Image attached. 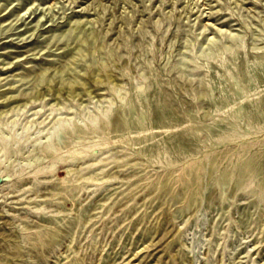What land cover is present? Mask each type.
Wrapping results in <instances>:
<instances>
[{
    "label": "rangeland",
    "instance_id": "374dc122",
    "mask_svg": "<svg viewBox=\"0 0 264 264\" xmlns=\"http://www.w3.org/2000/svg\"><path fill=\"white\" fill-rule=\"evenodd\" d=\"M0 112V264H264V0H0Z\"/></svg>",
    "mask_w": 264,
    "mask_h": 264
},
{
    "label": "bare ground",
    "instance_id": "6f19581e",
    "mask_svg": "<svg viewBox=\"0 0 264 264\" xmlns=\"http://www.w3.org/2000/svg\"><path fill=\"white\" fill-rule=\"evenodd\" d=\"M241 85H242V87L243 86L245 87V86H247V83H245V84L241 83ZM248 97H249L248 94H242L240 96V100L244 101ZM16 105H18V104L16 103ZM19 105H22V104L19 103ZM24 105H23L22 109L24 108ZM12 108H13V106H12ZM19 109H20V107H19ZM61 109H62V107H61ZM5 110H6V108H5ZM108 114L109 113L105 114V116H104L105 119H108V117H109ZM251 116L252 115H249L247 117V122H248L247 123V128H248V131H250L251 129H256V130L257 129H261L262 128L261 124H257L256 126H252L251 123H249V121L251 120ZM137 122L141 125L139 132L142 133V134L147 133L148 130L142 125V117H139ZM76 126L77 125L74 126L73 124H65L63 122L57 123L44 136H42V142L40 141L39 137L34 139L33 147L35 149L40 150L42 156H44L47 159H49L51 164L47 168L41 167L39 169H35L32 172V175H31V178H33V180H36V178L38 176H43V175H47V174H50V175L54 174L55 169H56L55 166H56V164L58 162H61V164H66V163H69V162L71 163L73 161L81 162V160H84V159L90 157V150L91 149L96 148V147L101 145V141L100 140H96V141H92V142H82L81 141V142H77L76 144L69 143V139L72 136V133L79 132L78 129H76ZM90 126L92 128H96V122H93ZM78 128H81V125ZM77 136H79V138H80L82 135H80L78 133ZM3 141L5 143H7V139L6 138H4ZM15 143H19L16 149H14L13 146L5 148L3 156L6 159L13 152L22 151L23 147H22V144L20 143V139H15ZM261 145H264V138L262 139ZM240 146H241V148H244L247 145H246V143H241ZM76 166H78V165H76ZM208 166L209 165H203L202 167H200L201 170L203 171V173L207 172L208 169L211 170L214 167L213 164L210 165L209 167ZM3 168H4V164H3L2 159H0V172H2ZM189 168H190L189 175L194 174V172L199 170V167H196L194 165H190ZM239 169L241 170L242 173L246 172V173L250 174V176L248 178V184L247 185H251V183L255 179H259L260 175L264 174L262 163H261V161L257 160V156H255L254 154L249 155L247 158H244L241 161V163H239ZM82 170H83V167L78 166L77 173L81 172ZM230 177H231V173H226V174L223 175V179H225V180L229 179ZM260 180L264 181V177L262 176L260 178ZM235 183H236V186H237V189H238L241 186V183H242V175H239L236 178ZM260 193L262 194L261 199H263L264 198V188L263 187L260 188ZM56 224H58V223L55 222V225ZM39 233L42 235V237H48V236L55 235L56 232L55 231L46 230V231L39 232Z\"/></svg>",
    "mask_w": 264,
    "mask_h": 264
}]
</instances>
